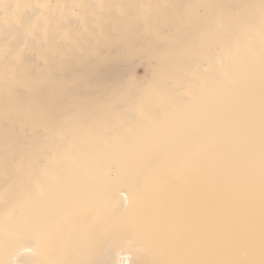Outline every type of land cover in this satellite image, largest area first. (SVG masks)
Listing matches in <instances>:
<instances>
[{"label": "bare ground", "instance_id": "obj_1", "mask_svg": "<svg viewBox=\"0 0 264 264\" xmlns=\"http://www.w3.org/2000/svg\"><path fill=\"white\" fill-rule=\"evenodd\" d=\"M2 3L21 7L0 8V264H261V0ZM97 17L119 56L25 59L30 23Z\"/></svg>", "mask_w": 264, "mask_h": 264}, {"label": "snow or ice", "instance_id": "obj_2", "mask_svg": "<svg viewBox=\"0 0 264 264\" xmlns=\"http://www.w3.org/2000/svg\"><path fill=\"white\" fill-rule=\"evenodd\" d=\"M81 6L83 5H78ZM96 6L102 8L103 4ZM261 6L264 10V0H261ZM20 7V5L4 4L0 0V8L5 10V15H15ZM19 35L25 45V59L33 63L66 67L77 61L91 63L120 55L121 41L113 39L111 28L102 23L99 17L91 25L83 18H79L71 29L57 28L52 33L48 28L41 30L38 25L30 23ZM76 102L72 101V103ZM106 245L121 252L139 251L126 234L107 236ZM133 264H142V262L134 261ZM261 264H264V260Z\"/></svg>", "mask_w": 264, "mask_h": 264}, {"label": "rangeland", "instance_id": "obj_3", "mask_svg": "<svg viewBox=\"0 0 264 264\" xmlns=\"http://www.w3.org/2000/svg\"><path fill=\"white\" fill-rule=\"evenodd\" d=\"M145 62V60H143V59H141L140 57H137L136 59H134L133 61H132V64H130V65H127L126 64V66L125 65H122L121 67H120V69L122 68V69H124V68H126V70H125V73H130V75L132 76V78H136V79H140V78H142L144 75H145V73H146V68H147V63H144ZM129 64V63H128ZM127 79H129L130 78V76L128 75L127 77H126ZM125 82H126V80H125ZM124 82V83H125ZM122 84V83H121ZM129 85V84H128Z\"/></svg>", "mask_w": 264, "mask_h": 264}]
</instances>
